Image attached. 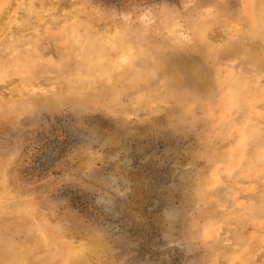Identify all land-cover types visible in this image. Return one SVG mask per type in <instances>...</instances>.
<instances>
[{
    "label": "rangeland",
    "instance_id": "obj_1",
    "mask_svg": "<svg viewBox=\"0 0 264 264\" xmlns=\"http://www.w3.org/2000/svg\"><path fill=\"white\" fill-rule=\"evenodd\" d=\"M5 3V242L39 225L36 263L264 264V0Z\"/></svg>",
    "mask_w": 264,
    "mask_h": 264
},
{
    "label": "bare ground",
    "instance_id": "obj_2",
    "mask_svg": "<svg viewBox=\"0 0 264 264\" xmlns=\"http://www.w3.org/2000/svg\"><path fill=\"white\" fill-rule=\"evenodd\" d=\"M5 4H6L5 3V0H3V3L1 4L2 8H0V29H1L2 24H4L5 23V20H6V17L3 18L4 16L1 15L2 12L4 11V9L6 8V5ZM246 6H247V8L249 10L251 9V7H253L252 4H249L248 3V1L246 2ZM3 7H4V9H3ZM8 8H9L8 9V11H9L10 10V7H8ZM4 13H5V11H4ZM1 16H2L3 20H1ZM82 39H83V37H82ZM26 42L27 43H30L31 41L28 40ZM1 44H2L3 47H2V49L0 48L1 49V52H2V53H0V55H2V56H4V55L8 56L10 53H13L14 48H17V46H18L14 40H9V39H4L1 42ZM32 52H34V51H32ZM31 64H35L34 61H31L30 62V65ZM61 68H64V67H61ZM5 71H6V69H5ZM212 71H213V69H212ZM106 73L108 74V72H106ZM213 78H214L213 81L216 83V85L223 86V85H226V83H227L226 77H224V75L220 74V72H218V74H215L213 76ZM85 84H88L90 90L94 89V87H95L94 84H93V82L92 83H85ZM232 90L230 92H232ZM251 93H252V91L249 89V87H248V90L247 91H242V95L244 97H248V96L253 95V93L252 94ZM2 191L3 192H8L9 191V187L5 184L3 186V188H2ZM0 207H1V209L6 210V212L9 211L11 213H15V212L20 211L23 206L21 205V201H17L15 203L13 202V203H10V204H5V206H0ZM29 219L31 220V216L29 217ZM32 219H33V217H32ZM32 222H34V224H36V221H34V219H33ZM35 229L38 232V234L36 233V237H35L36 239L34 238L33 234H30L27 237H25V239H23L20 243H15L13 241H10L11 243L7 244L5 242V240L0 235V264H26V263L27 264H44V262H38V263H36L34 261V259H31L32 258V255H33V250L37 253V251L40 250V247H41V245H42L43 242L46 243V244H49V241L47 239V234H46L47 232H46V230L44 228H42L41 226H39V225ZM30 242H34L35 243L33 249L30 248ZM2 246H6V247H2ZM7 247H9V248H7ZM81 251H82L81 247L80 246H76L75 248H72V249L69 250L68 255H69V257L71 259L77 260V259H80ZM31 252H32V255H31Z\"/></svg>",
    "mask_w": 264,
    "mask_h": 264
}]
</instances>
